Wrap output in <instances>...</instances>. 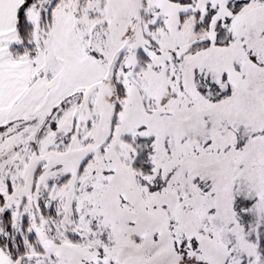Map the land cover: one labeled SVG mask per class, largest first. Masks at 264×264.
Here are the masks:
<instances>
[{"label": "snow or ice", "instance_id": "6c2138e0", "mask_svg": "<svg viewBox=\"0 0 264 264\" xmlns=\"http://www.w3.org/2000/svg\"><path fill=\"white\" fill-rule=\"evenodd\" d=\"M0 264H264V0H0Z\"/></svg>", "mask_w": 264, "mask_h": 264}]
</instances>
